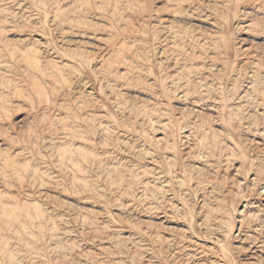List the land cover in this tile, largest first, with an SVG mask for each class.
Here are the masks:
<instances>
[{
    "label": "rangeland",
    "instance_id": "374dc122",
    "mask_svg": "<svg viewBox=\"0 0 264 264\" xmlns=\"http://www.w3.org/2000/svg\"><path fill=\"white\" fill-rule=\"evenodd\" d=\"M0 264H264V0H0Z\"/></svg>",
    "mask_w": 264,
    "mask_h": 264
},
{
    "label": "bare ground",
    "instance_id": "6f19581e",
    "mask_svg": "<svg viewBox=\"0 0 264 264\" xmlns=\"http://www.w3.org/2000/svg\"><path fill=\"white\" fill-rule=\"evenodd\" d=\"M248 216V215H247ZM263 229V228H262ZM259 256V255H258Z\"/></svg>",
    "mask_w": 264,
    "mask_h": 264
}]
</instances>
